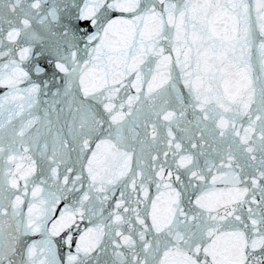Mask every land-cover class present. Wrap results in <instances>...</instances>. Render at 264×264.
<instances>
[{
	"label": "snow or ice",
	"instance_id": "snow-or-ice-1",
	"mask_svg": "<svg viewBox=\"0 0 264 264\" xmlns=\"http://www.w3.org/2000/svg\"><path fill=\"white\" fill-rule=\"evenodd\" d=\"M0 264H264V0H0Z\"/></svg>",
	"mask_w": 264,
	"mask_h": 264
}]
</instances>
